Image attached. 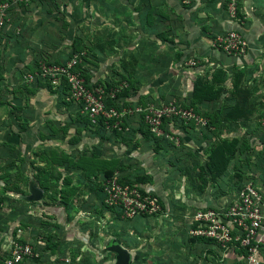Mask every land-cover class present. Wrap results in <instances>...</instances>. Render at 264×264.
Listing matches in <instances>:
<instances>
[{
    "label": "crops",
    "instance_id": "1",
    "mask_svg": "<svg viewBox=\"0 0 264 264\" xmlns=\"http://www.w3.org/2000/svg\"><path fill=\"white\" fill-rule=\"evenodd\" d=\"M130 1L134 6L132 11L127 7L126 0L21 1L10 12L9 22L0 35L2 77L6 89H10L6 91L10 94L6 102H0V171L5 169L8 177L12 178L10 187L18 186L28 194L35 190L44 198L53 188L58 197L63 195L62 192L73 193L69 199L59 197L54 204L42 205L55 225L54 235L41 238L39 244L48 240L59 242L58 248L51 253L49 249L43 251V255L48 253L53 260L46 264H87V260L88 264H103L105 256L115 258V254L108 250L111 245L127 249L131 255L130 264H204L205 257L215 260L220 255L209 249L206 241L191 237L189 233L192 214L197 208L212 206L217 200L226 199L218 189L222 188L221 179L227 170L221 176L212 177L209 169H216L217 166L212 165L211 157L221 140L234 138H230L231 132L223 133V125L247 123L251 114L264 119V0H240L238 20L229 14L230 0H149L152 6L148 18L145 17L143 0ZM242 18L243 24H239ZM126 26L139 34L135 45L146 38L158 43L161 41L158 30L165 31L169 39L183 46L187 55L209 62L207 69H221L224 81L214 88L217 97L220 96L214 103L220 127L215 134L217 142L213 149H209L211 145L200 133L206 122L203 119L186 123L192 122L183 131L187 132L184 134L186 139L192 142L195 136L198 139V145L186 144L190 149L178 151L173 146L165 148L164 144L160 148L146 140L149 145L133 148L135 153L130 160L135 162L133 166L137 169L134 170L137 175L147 177L145 183L139 186L161 199L163 212L157 216L117 220L114 213L103 206L102 185H99L103 172L100 169H105L102 162L105 154L119 160L118 150L123 147L114 144L110 136L105 138L104 129L85 127L87 123L78 117L80 113L76 107L62 104L55 92L25 83L24 73L39 62L67 61L71 44L79 36L81 41L85 40L91 46L90 57L96 59L100 54L96 55L94 50L98 47L92 46L100 45L101 37L91 41L93 30H106L116 35L113 36L114 41L110 37H105V40L106 45L118 50L123 45L121 39H124L123 29ZM147 27L154 29L156 34L148 35L145 32ZM81 29L89 32L84 35ZM230 31L241 32L248 42L246 57L227 56L211 47L216 37ZM108 51H105L107 61ZM136 54H141L140 49ZM86 70L94 80L101 75V79H105L104 73ZM151 72L155 74L157 71L154 69ZM241 85L244 88H240ZM223 91L228 96L223 95ZM239 94H243L245 99L238 98ZM186 98L189 99L187 95ZM227 100L233 106L241 103L246 111L245 117H223L224 113L217 110L232 108ZM204 104L208 108L213 106V103ZM191 127L194 129L190 134ZM262 132L260 136L264 137V127ZM252 140L259 141V138ZM105 148H111V151ZM143 148L148 150V154H143L146 151ZM226 157L229 163L225 169H236V156L232 157L228 152ZM171 161L177 166L171 165ZM198 162L200 171L197 175V171L190 166ZM172 169L188 171L182 174L177 170L176 174ZM201 169L206 170L202 173ZM58 174H62L63 180L66 176L71 179L63 184ZM246 177H235L234 184L225 190L229 189L232 193L247 180ZM253 179L262 183L264 175L261 179ZM30 204L28 202L27 208ZM62 228L65 230L62 231ZM66 253L73 262L70 263ZM31 262L28 260L24 264Z\"/></svg>",
    "mask_w": 264,
    "mask_h": 264
},
{
    "label": "rangeland",
    "instance_id": "2",
    "mask_svg": "<svg viewBox=\"0 0 264 264\" xmlns=\"http://www.w3.org/2000/svg\"><path fill=\"white\" fill-rule=\"evenodd\" d=\"M3 1L8 0H0V3ZM143 1L142 5L146 10L145 17L147 16L146 18H148V11L152 5L149 4V0ZM126 5L131 9V11L133 10L134 6L132 1L126 0ZM132 17L133 14H131V18ZM242 20L244 21L243 18ZM147 24L148 26H151L150 23ZM148 28L149 27H147V30L145 31L148 35L156 34L154 29ZM81 32L85 35V33H88L89 31L87 32V29H81ZM164 32L165 31L158 30L157 35L160 36L161 39V41H157L158 43H155L154 40L150 38H146L142 41V43L135 45V40H139V34H137V31L135 32L132 27L126 26L125 29H123L124 39H121L123 45H120L119 49L115 50L113 46L109 44L106 45L107 41L105 40V37H110V39L114 41L113 39L115 38L113 36L116 35H111V32L106 30H93L90 33L92 38L91 41H96V39L101 37L99 42L100 45L95 44L92 46L98 47V50H94L96 55L100 54L96 56V59L90 57L91 46L87 45L85 40L81 41L80 36L77 40H74L73 44H71L72 46H75L76 50L81 51V61H83L82 65L85 70L91 69L96 73H104L105 80H111L115 84V87H119L120 85L123 86L122 90L119 92V95L117 94L115 98V103L121 112L124 113L126 123L124 127L125 131L122 134H117L114 131L104 129L105 138L110 136L109 139L114 140V144L117 145L118 143V146L123 148L118 150L119 156H117V158L119 160H115L111 157V155L105 154V163L108 164L105 165L106 169H109V166L115 167L117 164L121 166L120 169H125L122 171L125 173L122 174L135 176L137 172L134 169H137V167L133 166V163H135L134 160H130L133 158H131L133 153H135L133 148L142 147V144H148L145 143V140L155 142L154 140L156 138V136L153 137V135H151L152 137L150 136L149 139L142 137V127L146 130H149L150 133L149 126L144 122V111L151 107L154 109H161L171 103L179 106V108H186L185 105L189 104V101H191V99L194 97V89L197 88L196 86L205 89L204 91H201L198 96L205 98L204 100L206 102H197L194 106L195 109L197 108L196 110L191 108L198 118L206 121L204 123L205 125L200 128V133L203 134L205 140H207L206 142L211 145L209 148L210 150L213 149L214 143L217 142V140H215V138H217L215 137V134L218 133L220 123L219 118L216 119V108L214 103L217 102L220 96L217 97V94L214 92V88H217V85L219 86L220 81H224V75L220 74L221 69H216L215 67H208L209 69H207L209 62L202 61L198 57L187 55L183 46L175 44L174 40L169 39ZM213 41L211 47L228 56L227 53L217 49V47L213 45ZM139 49L141 53L140 55L136 54L138 53ZM108 50H110V55L107 54L109 57V60L107 61L105 59V51L109 52ZM68 53L70 55L71 51ZM101 59H104V61ZM205 63L207 64L206 66ZM154 69L157 71L155 74L151 72ZM205 72L208 73L205 74ZM102 79L104 78L102 77ZM203 84L204 86H202ZM233 87H235V85ZM191 88L192 94L190 93ZM240 88H244V85H241ZM186 95L189 97V99L186 98ZM223 95L228 96L224 93V91ZM237 97L240 99H245L243 94H239ZM227 102L228 104L231 103L228 100ZM204 103H213V106L208 108L207 106H204ZM230 106H232V108L230 107L226 110L219 109L217 111L224 113L223 117H229L230 119L234 118L236 114L238 115L237 118L245 117L244 112L246 111H244L242 108L241 103H238V105L235 104L234 106L230 104ZM137 109H141L143 112H136ZM196 112H198V114ZM184 122V120L178 117H174L172 119L165 118L163 120L162 129L164 135L157 137L159 139L161 138L159 145L160 148H162V144H164L165 148L173 146L178 151H181V149H190L186 146V144H189L188 142H191L190 144L192 145H198V139L196 136L194 142L189 141L190 139L187 140L184 136V134L187 132L183 131L187 130L190 125H192V122L188 123L189 125L186 124L187 122ZM142 123L144 125H142ZM263 127V118L260 116L254 117L252 114L250 121H247V123L233 126H222L223 133L224 131L228 133L231 132L232 135L230 138H234L231 140H221L218 144L221 145L225 143L223 150H225L227 153V150H230L232 157L236 156L234 159L236 169H227L223 178L221 179L220 184H222V188H219L218 191L220 194H223V196L227 197V194L230 195V191H228L229 189L225 190V188H228L230 185L232 186L234 184L235 177H237L238 174L242 173L243 177L247 176V180L250 178L261 179L262 175H264V137L260 136L261 133H263ZM190 129L191 134V131L194 129V127H191ZM255 138H259V141L252 140ZM144 148L143 150L146 151H143V154H148V150ZM105 150L110 152L111 148H105ZM192 155H194L193 152ZM137 160L138 163L141 164L139 159ZM171 165L177 166V164L172 161ZM190 167L194 168V171H197L196 174L198 175L200 171V169H198L200 167V162H198L195 166L191 165ZM172 170L175 171L176 174H178L177 170H180L181 173L186 170L184 172L186 174L188 171V169ZM56 172L52 173L56 174ZM58 175L62 177L63 184H65V180L71 179L69 176L68 178L66 176V179L63 180L64 177L61 176L62 174ZM11 180L12 178L8 177L5 169H1L0 255L6 260L15 244L24 243L33 246L35 250V256L30 260L32 261V264H46L48 262L52 263L51 261L53 260L50 259L51 257L49 254L47 253V255H43V251L49 249L51 253V250L55 248L54 241L48 240V242L45 244H39L41 238L43 239L45 237L46 239L47 237L49 238L54 235L53 233L55 225L54 221H50L48 214L43 211L42 205L44 203L54 204V200L57 202L59 197L69 199L73 193L70 191L62 192L63 195H59L58 197V192L54 191L53 188L52 191H49V193L45 194L44 198L40 197V199L30 200L28 197L31 196V193L28 194L27 192L22 191L18 186H9V182H11ZM84 180L85 179H83V181ZM40 194L42 196V193ZM78 195L84 197L82 193H78ZM28 202L31 203V206H29L30 208H27ZM64 230L65 229L62 228V231ZM68 250H70V248ZM65 255L67 258L70 257L68 253ZM87 258L89 257L87 256L85 259L87 260ZM85 259L84 261H86ZM109 261L110 264H115V258L113 259L112 257L111 259H108L106 256L103 258V264H106L107 262L109 263ZM213 261H211L209 257H205L204 264H246L244 257L239 255L235 256L233 254L215 257V260ZM71 262H73L72 259L70 263ZM88 263L90 262L87 260V264ZM259 264H264V250L260 257Z\"/></svg>",
    "mask_w": 264,
    "mask_h": 264
},
{
    "label": "built area",
    "instance_id": "3",
    "mask_svg": "<svg viewBox=\"0 0 264 264\" xmlns=\"http://www.w3.org/2000/svg\"><path fill=\"white\" fill-rule=\"evenodd\" d=\"M21 1L30 0H8L0 3V35L9 22L10 12ZM239 2L240 0H230L228 5L230 16L236 20ZM239 24H243V20ZM213 45L229 56L238 58L246 57L249 50L248 42L238 31L216 37ZM80 61L81 54H75L63 64L39 62L32 70L24 73V82L32 84L39 80L49 83L53 89L65 88L67 101L76 107L78 113L90 120V129L123 131L126 124L124 113L115 103V98L123 86L107 89L104 79H101V83L96 84L93 81L91 85H87L82 73L76 69ZM7 89L0 64V102L9 98ZM107 98L114 100V104L108 105ZM136 112L143 111L137 109ZM143 116L150 132L156 137L164 135L162 125L165 118L178 117L185 122L202 120L193 109L179 108L173 103L161 109L151 107L144 111ZM121 175L115 172L103 182V200L107 208L118 209L122 219L157 216L163 212L157 195L143 190L138 184L122 182ZM260 182L250 178L242 182L223 201L217 200L212 206L197 208L192 214L189 230L191 237L206 241L208 248L220 256L239 255L244 257L246 264H259L261 248L264 245V182ZM242 249L246 254L238 252ZM34 256L33 246L17 243L5 261L6 264H22Z\"/></svg>",
    "mask_w": 264,
    "mask_h": 264
},
{
    "label": "trees",
    "instance_id": "4",
    "mask_svg": "<svg viewBox=\"0 0 264 264\" xmlns=\"http://www.w3.org/2000/svg\"><path fill=\"white\" fill-rule=\"evenodd\" d=\"M81 53V51H79V50H76V48H75V46H72V49H71V54L69 55V58L67 59V61L69 60V59H71L75 54H80ZM82 57V56H81ZM46 62H48V61H46ZM66 62V61H65ZM65 62H55L56 64H63V63H65ZM38 64V63H37ZM83 61H80V63L76 66V69L78 70V71H80L81 73H82V75H83V77L85 78V80H86V83H87V85H91V83L93 82V80L95 79H93L91 76H90V74L87 72V70H85L84 68H83ZM33 69V68H32ZM104 82H105V85L107 86V89H110L111 87H115V84L111 81V80H103ZM95 82H96V84H98V83H101V78L99 79V78H96V80H95ZM32 85H34V86H42V87H46V88H48V89H50L52 92H55L58 96H59V98H60V102L62 103V104H65V105H71V106H73L71 103H69L68 101H67V99H66V91H65V88L64 89H62V88H57V89H53V87L49 84V83H42L41 81H35L34 83H32ZM202 86H204V84L202 85ZM197 88H195L194 89V97H193V99H191V101H189V104H187V105H185V107L186 108H193L194 110H196L195 109V105H196V103L197 102H199V103H202V102H206L204 99L205 98H203V97H199L198 96V94H200L201 93V91H204L205 89H203V88H200L199 86H196ZM199 87V88H198ZM203 89V90H202ZM126 91H127V89H126ZM126 93V92H125ZM119 95V94H118ZM215 96V95H214ZM107 104L109 105V104H114V100H111V99H109V98H107ZM234 111V110H233ZM197 114H198V112H196ZM232 114V113H231ZM234 115V114H233ZM78 117H80V118H82V119H84V121L87 123V125L85 126V127H87V128H89V124H90V120L87 118V117H83L81 114H79L78 115ZM232 117V116H231ZM234 117V116H233ZM236 118L238 117V115L236 114V116H235ZM234 117V118H235ZM183 122V121H182ZM185 123V122H184ZM212 124H213V122H212ZM142 125H144L143 123H142ZM185 126V125H184ZM125 127V126H124ZM142 129L143 130H141V134H142V137L143 138H150V136L151 135H153V134H150L149 133V130H146L145 128H143L142 127ZM115 133H117V134H122V133H124V130L123 131H114ZM152 137V136H151ZM153 137H155L154 135H153ZM157 138V137H156ZM155 138V144L156 145H160V142H161V138L159 139V138H157L156 139ZM225 145V143H223V144H221V145H219L216 149V152H214V154L212 155V157H211V163H212V165H214V166H217V167H215L216 169H213V168H211V169H209L210 171H211V173H212V177H216L217 175L219 176H221L227 169H225V168H227V166H228V163H229V158L228 157H226V154H227V152H225V150H223V146ZM228 152H231L230 150H227ZM102 160V159H101ZM102 162H104L105 163V160L104 161H102ZM108 162V161H107ZM105 165H108L107 163H105ZM110 165V164H109ZM119 168V169H118ZM121 168V166H119V165H117L116 164V166L115 167H110L109 166V169H100V171L102 170V172H103V178H102V181L100 182V186L102 187L101 188V191H102V193H103V182L105 181L106 182V180L107 179H109V178H111L113 175H114V173L115 172H119V173H121L122 174V171H124L125 169H120ZM206 169H201V171H202V173H204V171H205ZM87 171H90V169H87ZM123 173H125V172H123ZM122 176V178H121V180H122V182H125V183H129V184H140V183H145V181H146V179H147V177H145V176H141V175H135V176H133V175H127V174H122L121 175ZM237 177L238 178H241L242 177V175L241 174H238L237 175ZM103 198H104V195H103ZM160 201H161V199H160ZM103 206L107 209V210H110L112 213H114V218L115 219H117V220H121L122 219V217H121V212L118 210V209H111V208H107L106 207V205H104V200H103ZM58 246H59V242L58 243H55V248L53 249V250H55L56 248H58ZM52 250V251H53ZM263 250H264V245L262 246V248H261V255H262V252H263ZM238 252L239 253H243V254H246V252H245V250L244 249H242V250H238ZM0 264H6V261H5V259H3L2 258V256L0 255Z\"/></svg>",
    "mask_w": 264,
    "mask_h": 264
},
{
    "label": "water",
    "instance_id": "5",
    "mask_svg": "<svg viewBox=\"0 0 264 264\" xmlns=\"http://www.w3.org/2000/svg\"><path fill=\"white\" fill-rule=\"evenodd\" d=\"M28 198L30 200L40 199V195L34 190ZM108 250L115 254V264H130V252L121 245H111Z\"/></svg>",
    "mask_w": 264,
    "mask_h": 264
}]
</instances>
